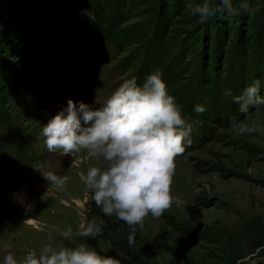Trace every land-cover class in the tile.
I'll list each match as a JSON object with an SVG mask.
<instances>
[{
  "label": "rangeland",
  "instance_id": "1",
  "mask_svg": "<svg viewBox=\"0 0 264 264\" xmlns=\"http://www.w3.org/2000/svg\"><path fill=\"white\" fill-rule=\"evenodd\" d=\"M250 7L201 24L186 0H0V112L26 154L40 158L20 165L21 183L0 166V264L8 253L23 264L49 242L85 243L119 264H264V110L248 117L259 131L237 135L229 119L243 117L224 95L259 80L264 97V0ZM154 71L191 124L192 144L175 158L171 195L181 203L145 217L144 253L131 262L104 239L62 236L98 221L80 177L105 165L85 150L49 153L41 132L69 100L102 106L124 80L142 84ZM14 81L19 96L1 99ZM197 104L209 119L199 133L186 112ZM43 172L67 175L66 187H51Z\"/></svg>",
  "mask_w": 264,
  "mask_h": 264
},
{
  "label": "clouds",
  "instance_id": "2",
  "mask_svg": "<svg viewBox=\"0 0 264 264\" xmlns=\"http://www.w3.org/2000/svg\"><path fill=\"white\" fill-rule=\"evenodd\" d=\"M191 14L206 23L216 15L233 16L238 12L254 11L250 0H186ZM94 18V17H93ZM260 81L246 86L240 95L225 96L239 105L240 119L230 117L229 124L237 135L259 131L257 122L249 121L253 111L264 110V97L260 95ZM196 113L205 107L197 104ZM41 135L49 153L71 155L85 150L87 155L103 161L104 167L92 166L81 173L86 190L104 216L123 222L128 228L129 246L135 243L137 231L142 230L149 214L159 219L175 202L171 195L175 158L192 144V126L183 117L175 98L168 94L167 86L158 71L145 77L139 84L135 77L124 80L99 107L72 100L67 108L42 125ZM36 168V167H35ZM38 169V168H37ZM39 170V169H38ZM51 187L63 190L68 176L44 173ZM104 222L95 219L82 223L73 233L71 227L63 231L66 239L73 237L96 239L103 234ZM123 230H120L121 235ZM4 264H18L12 253ZM23 264H119L112 256H101L85 243L74 247H57L51 242L39 253L26 254Z\"/></svg>",
  "mask_w": 264,
  "mask_h": 264
},
{
  "label": "trees",
  "instance_id": "3",
  "mask_svg": "<svg viewBox=\"0 0 264 264\" xmlns=\"http://www.w3.org/2000/svg\"><path fill=\"white\" fill-rule=\"evenodd\" d=\"M15 81L19 80L17 79ZM14 82L11 85H7L10 84L7 83L2 86L4 97H2L1 99H6V97L7 99H14L19 96L21 83ZM189 108L186 109V112H189L190 110V112L187 114L194 116V118L200 121L197 128V133H199L200 127L204 120H207V117L204 115V113L198 114L193 109L191 110V108ZM16 135L17 132L13 128V125L9 123L7 115L4 112H0V150L1 148H3V150L0 151V162L2 163L0 166L6 176L8 175V178L9 176L13 178V172L21 170V168H19L20 165L28 167V164L31 163L30 160L33 159L34 163L40 160L39 157H29L26 154L21 144H19V142L17 141ZM7 144H9L10 146H7ZM18 154L21 155V162H19L20 159H18ZM12 161L14 162V165L10 164ZM97 219V223H100V221L104 222L103 234L98 238L104 239L105 241L109 242L112 247L125 255L131 262L137 261L139 257L143 255L144 244L142 242V238L140 237V230L137 231L135 235L134 245L129 246L127 239L124 238L128 235V228L123 222H117L114 218L106 217L102 212L97 215ZM121 229L123 230L122 234L117 235V233H120Z\"/></svg>",
  "mask_w": 264,
  "mask_h": 264
},
{
  "label": "bare ground",
  "instance_id": "4",
  "mask_svg": "<svg viewBox=\"0 0 264 264\" xmlns=\"http://www.w3.org/2000/svg\"><path fill=\"white\" fill-rule=\"evenodd\" d=\"M32 223H34V222H32Z\"/></svg>",
  "mask_w": 264,
  "mask_h": 264
}]
</instances>
